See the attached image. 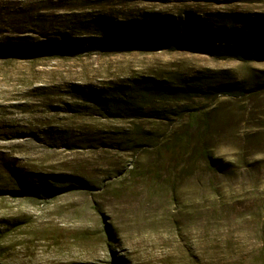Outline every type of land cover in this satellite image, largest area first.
I'll use <instances>...</instances> for the list:
<instances>
[{"label": "rangeland", "instance_id": "obj_1", "mask_svg": "<svg viewBox=\"0 0 264 264\" xmlns=\"http://www.w3.org/2000/svg\"><path fill=\"white\" fill-rule=\"evenodd\" d=\"M188 12L234 16L228 28L264 40V0H0V51L18 39L93 43L35 58L0 53V158L64 187L43 199L0 195V264H264V51H117L100 47L92 27ZM196 76L248 90L152 99L149 108L167 112L160 120L105 119L78 93ZM193 115L200 122L188 129ZM109 132L128 137L91 143ZM201 149L227 169L206 172Z\"/></svg>", "mask_w": 264, "mask_h": 264}, {"label": "trees", "instance_id": "obj_2", "mask_svg": "<svg viewBox=\"0 0 264 264\" xmlns=\"http://www.w3.org/2000/svg\"><path fill=\"white\" fill-rule=\"evenodd\" d=\"M235 19L234 16L228 19L226 15L212 19L201 18L188 12L184 17L178 18L171 17L167 19L155 16L144 18L123 27L108 20L97 21L92 27L97 30L98 35L101 37L98 40L100 47H111L117 51L133 47L163 50L196 48L212 55L236 56L238 58L248 56L253 51L252 49L255 48L264 51L263 39L261 43H256L258 36H255L256 38L254 39V36L251 38V36L239 33L235 28H228V20ZM52 41L54 45L50 46L34 44L28 42L27 39H18L15 44L10 42L4 44L0 53L4 54L7 51L23 58H35L44 53H53V49L58 52L71 53L93 48V43L88 41L77 44L63 37L60 38V43L55 38ZM259 85H254L253 89L256 90ZM209 88L213 89L216 94L223 95L235 93L243 95L248 90L245 84L228 83L210 87L205 77L196 76L189 81L177 84L144 79L135 83H120L104 87V89L87 88L78 93L80 100L90 104L105 119L146 120L151 118L160 120L167 118V112L149 108L152 99L171 100L198 96ZM249 89H252V87ZM197 118V115L191 116L192 121H187L188 129H194L198 126L200 121H195ZM121 122L135 123L144 121ZM109 133L97 134L93 137L91 143L94 145L104 143L112 145L116 141L118 142L119 138L128 137V133ZM138 138H143L145 141L152 143L156 140L155 135H142ZM131 140L134 139L126 138V145L133 146L132 144H136ZM199 155L205 162V171L213 176L223 173L227 169L226 163L219 159H214L207 150L201 149ZM62 188L64 187L61 181L52 179L50 182L41 175L18 169L0 158V195H31L43 199L53 195L56 191L62 190Z\"/></svg>", "mask_w": 264, "mask_h": 264}]
</instances>
